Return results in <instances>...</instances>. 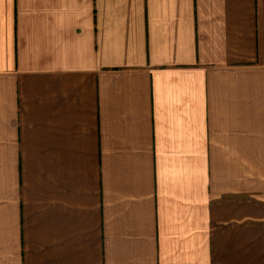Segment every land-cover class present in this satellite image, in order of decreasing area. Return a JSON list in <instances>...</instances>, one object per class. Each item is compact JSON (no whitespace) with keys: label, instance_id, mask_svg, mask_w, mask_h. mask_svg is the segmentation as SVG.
<instances>
[{"label":"crops","instance_id":"obj_1","mask_svg":"<svg viewBox=\"0 0 264 264\" xmlns=\"http://www.w3.org/2000/svg\"><path fill=\"white\" fill-rule=\"evenodd\" d=\"M0 264H264V0H0Z\"/></svg>","mask_w":264,"mask_h":264}]
</instances>
